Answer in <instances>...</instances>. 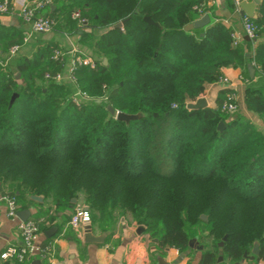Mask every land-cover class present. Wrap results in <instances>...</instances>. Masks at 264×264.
<instances>
[{"label": "trees", "instance_id": "16d2710c", "mask_svg": "<svg viewBox=\"0 0 264 264\" xmlns=\"http://www.w3.org/2000/svg\"><path fill=\"white\" fill-rule=\"evenodd\" d=\"M48 1L41 13L56 19L57 31L77 30L73 10L86 18L81 41L106 63L79 68L77 83L93 97L104 87L108 93L106 101L76 106L67 98L70 87L45 80V72L62 69L51 58L54 43L0 64V194L14 195L20 208L38 205L32 195L56 211L81 205L101 232L118 220L143 226L159 253L189 249L196 226L205 236L195 239L202 245L198 264H233L251 255L255 242L258 253L247 264L264 261V132L242 113L186 108L223 67H241L247 81L259 76H249L248 64L264 70V0L251 18L258 39L242 64L244 52L220 21L192 26L201 0ZM21 40L14 35L3 49ZM107 105L142 115L126 123ZM244 108L264 118V94L246 87ZM47 211L37 208L34 216Z\"/></svg>", "mask_w": 264, "mask_h": 264}, {"label": "crops", "instance_id": "0c3cea01", "mask_svg": "<svg viewBox=\"0 0 264 264\" xmlns=\"http://www.w3.org/2000/svg\"><path fill=\"white\" fill-rule=\"evenodd\" d=\"M26 1L32 4L37 0ZM211 5H214V10L208 14L209 24L211 21H220L231 30V33L235 34L237 45L244 52V57L241 58L240 62L241 64L246 62V58L249 57L252 50V42L245 39L246 35L242 28V15L239 13V9H235L234 0H213L208 4V6ZM82 33L83 30L66 33L55 29L43 34L30 33L29 24L20 19L15 7H10L6 13H0V60L4 65H7L10 61H16L22 56L31 57L38 46L54 43L68 52L66 57L68 61L72 56L70 53L72 49H78L86 53L85 47L87 46L81 41ZM17 34L22 39L20 49L10 57L7 54L8 50H4L3 46ZM24 38H27L26 41H23ZM250 65L253 64H248L246 66L247 70ZM222 75L232 82L231 87L210 82L206 85L203 94L198 97L205 98L207 107L215 108L217 98L219 96L223 98L228 90L233 89L237 95V110L232 116L242 113L260 131L264 132V118H260L254 112L244 108L245 88L249 86L252 87V90L264 94V76H255L252 81L240 79L239 77H244L239 66L223 67ZM64 85L69 87L67 83H64ZM36 202L38 205L20 208V210L27 209L29 216H34L37 208L48 210L46 216L37 218L41 221L40 229L34 237V248L31 254L23 261L14 258H0V264H158V257H161L165 264H198L201 250L196 248L197 245H195V249L190 247L184 251L166 247L159 253L155 242L149 239L147 234L143 231L136 233L137 226L127 224L121 220L116 221L110 232H101L96 226L91 225V233L93 235L103 234L104 240L101 243L85 242L84 224L78 229H73L68 224L76 205L56 211L55 207L49 201H43V198L40 202ZM16 225L17 219L6 215L5 205L0 201V254L9 247L19 246L20 240L17 237ZM41 226L46 227V229L43 230ZM48 229H53V233L49 237L45 234ZM47 238L51 239L45 241ZM42 242H46L45 247L49 245L54 250L52 257L49 259L41 257L39 251ZM223 264H227V262ZM239 264H247L246 259ZM256 264H264V261H258Z\"/></svg>", "mask_w": 264, "mask_h": 264}, {"label": "built area", "instance_id": "2783aa9c", "mask_svg": "<svg viewBox=\"0 0 264 264\" xmlns=\"http://www.w3.org/2000/svg\"><path fill=\"white\" fill-rule=\"evenodd\" d=\"M213 0H201L199 3L193 6V9L201 15L206 14L205 10L208 4ZM241 0H234L235 9L239 8V2ZM50 2L48 0H37L32 4H29L26 0H0V13H6L10 7H15L18 11V15L22 21L29 24L30 33H48L52 31L56 25V19L53 17L43 16L41 11ZM71 19L75 21V25L78 31H82L84 25L87 23L85 17H83L79 10H73L71 12ZM242 28L245 35L249 40L254 43L258 39L259 28L257 24L248 16L242 15ZM233 44H237V38L234 33H230ZM24 38L23 41H26ZM20 49V44H15L9 47L8 56H13ZM72 54L71 58L67 61L68 52L55 47L51 51V58L57 60L61 63L62 69L54 74L49 72L44 73V79L48 81H54L59 84L67 83L70 87V93L68 95L69 101L74 105L79 106L86 104L97 98L98 100L106 101L108 90L104 86L103 94L97 97L89 95L87 92L82 90L77 83L76 71L81 67H87L90 69L95 68V59L87 54L79 51L78 49L70 50ZM1 65H4L0 61ZM254 70H257L259 76H264V70L260 69L258 66L252 65ZM240 79H245L239 77ZM216 83L228 85L231 87L232 82L223 75L219 76ZM222 115H232L237 110V95L233 89L228 90L219 107H215ZM0 201L4 203L6 208V215L11 218L17 219L16 233L20 240L18 247H9L0 254L1 259L14 258L18 261H23L25 258L31 254L34 248V237L40 229V220L34 216H28L24 221L20 220L17 216L20 206L16 200V197L11 194H0ZM89 220L88 210L81 206L76 205L73 213L71 214L68 224L73 229H78L86 221ZM53 249L51 246L47 245L43 249H40L41 257H47V259L52 257ZM49 264V263H48Z\"/></svg>", "mask_w": 264, "mask_h": 264}, {"label": "water", "instance_id": "95a60500", "mask_svg": "<svg viewBox=\"0 0 264 264\" xmlns=\"http://www.w3.org/2000/svg\"><path fill=\"white\" fill-rule=\"evenodd\" d=\"M257 3H258V0H250V1L241 0L239 2V8H240L239 9V13L241 15H246V16H248L250 18H255L256 15L254 13V9H255V6H256ZM51 9H53V5H51ZM143 19L148 24L157 26V23L152 21L149 17L144 16ZM209 20H210L209 19V15L208 14H203L201 17H199L198 19H196L193 22V27H196V28L204 27V26H206L209 23ZM123 22H124V20L119 21V22L115 23L113 25V27H120ZM202 34L203 33H200V35H202ZM245 39L249 40V38L247 36H245ZM103 61H104V63H106V58H104ZM248 72H249L250 77H253V73H254L253 66H251V65L248 66ZM16 78H19V74H16ZM15 96H16V93H13L11 95L10 100H9V105H11V103H12V101H13ZM205 107H207V102H206L204 97H198L194 101L186 103V108L187 109L198 110V109H202V108H205ZM107 110H108L109 114L114 116L115 119L121 120V121H125L126 123L129 120L136 119V118H138V117H140L142 115V113H140V112H137V113H125V112H121V111H114V109L110 105H107ZM223 128H224V123L222 121H219L218 124H217V129L218 130H222ZM30 198L32 200L38 201V202H40L42 200V197H40L39 195H32V196H30ZM74 201H75V199L71 200L72 203ZM17 216H18V218L20 220L24 221L29 216V211L27 209H22V210L18 211ZM143 230H144L143 226H137L136 229H135L136 233H138L140 231H143ZM52 233H53V229H48L45 234H46V236L49 237V236H51ZM224 239H225V237H224ZM103 240H104V235L103 234L93 235L91 233L90 221L89 220L86 221L84 223V241L85 242H93V243H101ZM152 240H153V242L156 241V239H152ZM194 243H195V239L194 238L190 239L189 240V247H193ZM196 248L201 250L202 249V245H197ZM257 253H258V245L255 242V243H253V247H252V250H251V255H247V254L244 253L242 259L240 261L234 262L233 264H239L244 259H253V257ZM157 260H158V264H165L161 257H158ZM219 260H221V256L220 255L218 257V261Z\"/></svg>", "mask_w": 264, "mask_h": 264}, {"label": "rangeland", "instance_id": "374dc122", "mask_svg": "<svg viewBox=\"0 0 264 264\" xmlns=\"http://www.w3.org/2000/svg\"><path fill=\"white\" fill-rule=\"evenodd\" d=\"M38 34V33H37ZM40 34V33H39ZM85 51L87 54L91 55L94 59L100 61V60H103L104 58L102 57V55H98V56H95L93 54V51L92 49H89L88 47H85ZM104 63V61H103ZM19 83V82H18ZM68 98V97H67ZM192 102V101H190ZM199 219L205 221L207 219V216L205 214H202V215H199ZM116 223V222H115ZM194 223V222H193ZM191 235H193L195 237V239L197 240V242H201V241H205V236H203L204 234H200L199 233V229L195 226H193L191 228ZM148 235V234H147ZM150 239V238H149ZM153 239H156V238H153ZM157 240L155 241V244H156ZM193 249H195V244L193 245ZM252 250V249H251Z\"/></svg>", "mask_w": 264, "mask_h": 264}]
</instances>
